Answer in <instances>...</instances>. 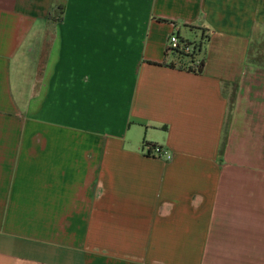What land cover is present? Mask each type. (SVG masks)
Instances as JSON below:
<instances>
[{"label":"crops","instance_id":"obj_1","mask_svg":"<svg viewBox=\"0 0 264 264\" xmlns=\"http://www.w3.org/2000/svg\"><path fill=\"white\" fill-rule=\"evenodd\" d=\"M0 264H264V0H0Z\"/></svg>","mask_w":264,"mask_h":264},{"label":"built area","instance_id":"obj_2","mask_svg":"<svg viewBox=\"0 0 264 264\" xmlns=\"http://www.w3.org/2000/svg\"><path fill=\"white\" fill-rule=\"evenodd\" d=\"M196 47L192 42H186L180 39L176 34L171 33L166 40L165 52L167 54H188L193 55L197 52ZM147 152L144 154L149 158H158L168 162L171 158V153L159 145H148Z\"/></svg>","mask_w":264,"mask_h":264},{"label":"rangeland","instance_id":"obj_3","mask_svg":"<svg viewBox=\"0 0 264 264\" xmlns=\"http://www.w3.org/2000/svg\"><path fill=\"white\" fill-rule=\"evenodd\" d=\"M58 13H59V11L58 10H53V11H51V12H49V14H48V17H49V19L50 20H53L55 17H57V15H58ZM196 47H198V43H196V42H194L193 43ZM196 56V54H191V55H189V57L187 56L186 58H180L181 60L180 61H178L177 63V66L178 67H183V68H187L188 66H190V64L188 63V61L191 59V58H193L194 60H197V61H194L193 62V65H195L196 64V62H198L199 61V59H198V57H195ZM229 90V89H228ZM226 91L227 92V94L228 93H231V91L229 90V91Z\"/></svg>","mask_w":264,"mask_h":264},{"label":"trees","instance_id":"obj_4","mask_svg":"<svg viewBox=\"0 0 264 264\" xmlns=\"http://www.w3.org/2000/svg\"><path fill=\"white\" fill-rule=\"evenodd\" d=\"M55 19H57V20L60 19V12L58 13L57 17H55ZM53 20H54V19H53ZM176 56H177L178 58H186L187 56L189 57L188 54H177ZM193 62H194V59L191 58V59L188 61V63L190 64V66H188V67L185 68V69H187V70H189V71H192V72H194V73L199 74V73L201 72L202 63H201V61H198V62H196L195 65H193ZM169 65H171V64H169ZM171 66H172V65H171ZM181 68H183V67H181Z\"/></svg>","mask_w":264,"mask_h":264}]
</instances>
